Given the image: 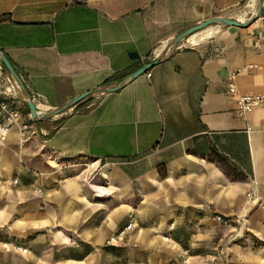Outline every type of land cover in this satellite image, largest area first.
Here are the masks:
<instances>
[{"label":"crops","instance_id":"obj_1","mask_svg":"<svg viewBox=\"0 0 264 264\" xmlns=\"http://www.w3.org/2000/svg\"><path fill=\"white\" fill-rule=\"evenodd\" d=\"M256 4L0 0L1 53L44 111L160 58L151 75L0 141V264H264L252 244L264 241V106L238 109L240 93H264V67L249 66L264 65L261 20L173 44L206 18L245 20Z\"/></svg>","mask_w":264,"mask_h":264},{"label":"built area","instance_id":"obj_2","mask_svg":"<svg viewBox=\"0 0 264 264\" xmlns=\"http://www.w3.org/2000/svg\"><path fill=\"white\" fill-rule=\"evenodd\" d=\"M253 14V13H252ZM251 14V15H252ZM250 15V16H251ZM249 16V17H250ZM248 17V18H249ZM247 18V19H248ZM245 19V20H247ZM261 20V24L256 29L254 34V46L256 48H263L264 47V14L258 18ZM243 21V20H242ZM195 43L190 42L188 37L184 39V41L180 42L177 48L181 47H188ZM171 47L169 46L168 50ZM1 53V50H0ZM159 54L156 55L158 57ZM250 67H264V65L258 63H250ZM148 75H151V72L147 70ZM237 74L236 71L232 72L231 81L229 82V89L232 92H237V84L235 82V75ZM39 94H32L24 92L22 86L16 79V77L9 72L4 64L0 61V141H5L7 138V134L9 131L13 130L17 127L23 136H28L35 131L34 127V120L29 113L27 116L23 113L20 106L18 105V101H24L28 103L29 100H34L37 104V107L40 111H44L40 108ZM257 106H264V93H240L239 100H238V109L239 112L244 114L251 110H253ZM15 182L18 181L17 178L14 180ZM264 206V205H263ZM216 218L219 221L225 222L230 225V220L222 216L221 214H217ZM132 223H129V226ZM113 236L111 239H114ZM4 245H7L8 242H3ZM18 249H26L22 245H15Z\"/></svg>","mask_w":264,"mask_h":264},{"label":"water","instance_id":"obj_3","mask_svg":"<svg viewBox=\"0 0 264 264\" xmlns=\"http://www.w3.org/2000/svg\"><path fill=\"white\" fill-rule=\"evenodd\" d=\"M263 6H264V0H259V3L257 5L256 10L254 11V13L247 20H243L242 21V20H239L237 18H231V17L220 16L219 15V16H212V17L206 18L205 20H203L201 22L193 24V25L187 27L186 29H184L183 31L177 33L173 37L174 48L175 49L177 48V46L179 45V43H180V41L182 39L187 38L191 34L195 33L196 31L204 29L205 27H207V26H209L211 24H214V23L231 24V25H236V26H247L248 24H250V23L254 22L255 20H257L262 15ZM129 54H130V56L132 58L139 57V53L136 50L130 51ZM0 61L4 64L6 69L9 72H11L16 77V79L18 80V82L22 86L24 92L29 94L22 77L17 72L16 68L12 64L11 60L9 59V57L6 54H4V53H0ZM159 61H160V58H154L153 60H150L149 62L143 64L142 66H140L136 70H134V71L130 72L129 74H127L117 84L107 85V86H104V87L96 88L94 90H88L86 92H83L82 94L76 96L75 98H73L71 101H69L67 104H65L63 106L52 108V109H49V110H46V111H40L38 109L37 104L35 103V101L31 99L28 102V105H29V108H30V111H31V116H32V118L34 120L46 119L49 116L57 115V114L65 112L67 109H69V108L73 107L74 105H76L79 101H81L82 99L87 97L92 92H96V91L108 92V91H116L118 89H121L125 85L126 82H128V81H130L132 79H135L139 75L145 73L147 70H149L155 64H157Z\"/></svg>","mask_w":264,"mask_h":264},{"label":"trees","instance_id":"obj_4","mask_svg":"<svg viewBox=\"0 0 264 264\" xmlns=\"http://www.w3.org/2000/svg\"><path fill=\"white\" fill-rule=\"evenodd\" d=\"M6 15H3V16H0V20H2L3 18H5ZM127 74V72H120V73H116L108 78H106L103 82L104 85H107V84H110L112 82H115V81H121ZM29 108L27 106V103H26V108L24 109V113H29ZM43 119L39 120L38 123L40 121H42ZM32 121H35V120H32Z\"/></svg>","mask_w":264,"mask_h":264},{"label":"rangeland","instance_id":"obj_5","mask_svg":"<svg viewBox=\"0 0 264 264\" xmlns=\"http://www.w3.org/2000/svg\"><path fill=\"white\" fill-rule=\"evenodd\" d=\"M244 3H248V0H244ZM256 6L258 5L259 3V0L256 1ZM215 25L219 24V23H214ZM52 109V108H51ZM253 242V241H252ZM253 245L257 246L258 248L260 247H263L264 248V241H260V240H254V242L252 243ZM232 264H240V263H237L235 261H233Z\"/></svg>","mask_w":264,"mask_h":264},{"label":"bare ground","instance_id":"obj_6","mask_svg":"<svg viewBox=\"0 0 264 264\" xmlns=\"http://www.w3.org/2000/svg\"><path fill=\"white\" fill-rule=\"evenodd\" d=\"M253 1L256 2L257 0H253ZM212 25H214V24H211V25L205 27L204 29H206V28H208V27H210V26H212ZM204 29H201V30H204ZM209 29H211V28H209ZM214 29H215V28H214ZM201 30H199V31H201ZM199 31H196V32H199ZM196 32H195V33H196ZM214 32H215V31H214ZM193 34H194V33H193ZM193 34H191V35H193ZM191 35H190V36H191ZM190 36H189V37H190ZM193 36H194V35H193ZM191 37H192V36H191Z\"/></svg>","mask_w":264,"mask_h":264}]
</instances>
